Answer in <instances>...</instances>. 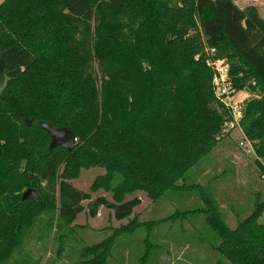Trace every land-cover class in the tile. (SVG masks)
I'll list each match as a JSON object with an SVG mask.
<instances>
[{
  "label": "trees",
  "instance_id": "16d2710c",
  "mask_svg": "<svg viewBox=\"0 0 264 264\" xmlns=\"http://www.w3.org/2000/svg\"><path fill=\"white\" fill-rule=\"evenodd\" d=\"M3 36L31 61L6 77L0 91V264L42 213L55 212L58 227H67L87 202L90 217L106 207L122 221L140 206L139 198L126 196L141 192L157 204L181 188L178 182L217 147L230 119L214 96L204 47L227 60L235 91L257 96L245 104L241 129L264 161V20L256 7L240 9L232 0H37L22 8L12 0L0 16ZM41 123L73 132L76 147L48 151ZM54 151L63 155L57 207L40 196L22 201ZM91 168L104 175L89 193L75 189L71 181ZM99 190L112 200H91ZM199 198L222 257L264 264V201L257 197L230 230L217 201L204 191ZM134 228L120 226L83 247L78 264H110L114 239ZM145 240L142 258L148 259L155 243L149 233Z\"/></svg>",
  "mask_w": 264,
  "mask_h": 264
},
{
  "label": "rangeland",
  "instance_id": "374dc122",
  "mask_svg": "<svg viewBox=\"0 0 264 264\" xmlns=\"http://www.w3.org/2000/svg\"><path fill=\"white\" fill-rule=\"evenodd\" d=\"M232 1L240 9L256 7L264 20L263 0ZM172 2L176 0H170ZM3 14L2 9L0 16ZM6 50L9 52L5 57V75L15 77L30 63L31 55L21 48H14L12 38L3 36L0 37V51ZM212 56L219 65L224 61L228 66L227 60L219 57L217 51ZM256 98L246 90L235 91L230 103L236 112L241 109L240 119L234 120L224 108L230 119L222 126L217 147L178 182L181 188L166 193L157 204L151 203L141 192L126 196L127 199L139 198L140 206L128 219L117 221L112 210L106 207H99L97 214L90 217L87 202H84L85 212L67 227L61 224L58 227L55 212L42 213L3 264H78L83 247L108 238L120 226L135 228L114 239L110 264H231L215 249L220 238L206 223L199 196L204 191L217 201L223 222L230 230L236 229L238 221L253 210L257 197L264 201V176H260L255 162L257 160L264 167V161L255 156L241 129L245 104ZM62 160V153L54 151L47 170L35 173L36 195L53 207L58 205L57 177ZM103 175L104 171L99 168L82 170L71 184L75 189L89 193L92 182ZM100 196L112 200L103 190L91 195V200ZM184 210H187L186 215H180L179 212ZM259 221L264 223V210ZM148 233L155 246L153 255L144 259L142 254Z\"/></svg>",
  "mask_w": 264,
  "mask_h": 264
},
{
  "label": "built area",
  "instance_id": "2783aa9c",
  "mask_svg": "<svg viewBox=\"0 0 264 264\" xmlns=\"http://www.w3.org/2000/svg\"><path fill=\"white\" fill-rule=\"evenodd\" d=\"M203 51L205 63L213 73L212 89L215 98L229 110L230 116L234 120H236V118L240 119L241 109L239 112H236L230 103V100L235 95V90L231 87L228 79V66L223 63L224 61L221 62L222 65H219V62L214 60V56H212L216 52L214 49L204 47ZM242 145L241 143V146Z\"/></svg>",
  "mask_w": 264,
  "mask_h": 264
},
{
  "label": "water",
  "instance_id": "95a60500",
  "mask_svg": "<svg viewBox=\"0 0 264 264\" xmlns=\"http://www.w3.org/2000/svg\"><path fill=\"white\" fill-rule=\"evenodd\" d=\"M167 43L170 42V36L167 37ZM8 50L0 51V91L3 89L6 83V75H5V68L6 62L5 57L8 54ZM41 127L44 131L49 135L50 143L48 146V151H52L55 148H62L66 152H71L76 147V138L73 132L68 129H53L50 126L41 123ZM38 196L36 195L35 190L27 189L25 193L22 195L21 200L24 201L26 199H37Z\"/></svg>",
  "mask_w": 264,
  "mask_h": 264
},
{
  "label": "crops",
  "instance_id": "0c3cea01",
  "mask_svg": "<svg viewBox=\"0 0 264 264\" xmlns=\"http://www.w3.org/2000/svg\"><path fill=\"white\" fill-rule=\"evenodd\" d=\"M37 0H21L22 8L35 3ZM12 0H0V11L3 9L4 14L10 9ZM3 14V15H4Z\"/></svg>",
  "mask_w": 264,
  "mask_h": 264
}]
</instances>
